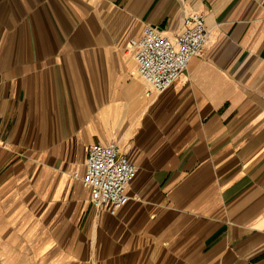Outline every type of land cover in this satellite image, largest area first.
I'll list each match as a JSON object with an SVG mask.
<instances>
[{
	"label": "crops",
	"instance_id": "0c3cea01",
	"mask_svg": "<svg viewBox=\"0 0 264 264\" xmlns=\"http://www.w3.org/2000/svg\"><path fill=\"white\" fill-rule=\"evenodd\" d=\"M206 13L204 51L152 90L128 50ZM116 140V212L82 175ZM0 264H264V0H0Z\"/></svg>",
	"mask_w": 264,
	"mask_h": 264
},
{
	"label": "built area",
	"instance_id": "2783aa9c",
	"mask_svg": "<svg viewBox=\"0 0 264 264\" xmlns=\"http://www.w3.org/2000/svg\"><path fill=\"white\" fill-rule=\"evenodd\" d=\"M208 33L206 13L195 10L185 16L184 27L175 37L153 23H148L141 35L131 37L128 50L137 61L140 75L150 84L147 94L168 88L191 58L204 51ZM137 170L138 166L119 143L111 140L91 143L86 169L82 175H76L91 188L97 207L116 212L130 198L127 187Z\"/></svg>",
	"mask_w": 264,
	"mask_h": 264
}]
</instances>
